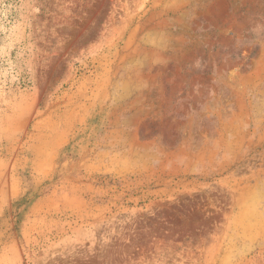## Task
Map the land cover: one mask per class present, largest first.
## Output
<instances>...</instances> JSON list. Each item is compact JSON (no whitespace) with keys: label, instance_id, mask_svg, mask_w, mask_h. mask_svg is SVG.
Segmentation results:
<instances>
[{"label":"rangeland","instance_id":"374dc122","mask_svg":"<svg viewBox=\"0 0 264 264\" xmlns=\"http://www.w3.org/2000/svg\"><path fill=\"white\" fill-rule=\"evenodd\" d=\"M0 264H264V0H0Z\"/></svg>","mask_w":264,"mask_h":264}]
</instances>
